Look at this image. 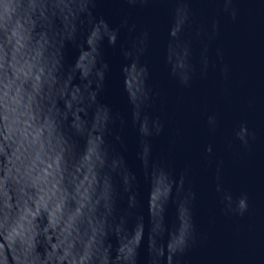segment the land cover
<instances>
[{
    "label": "water",
    "instance_id": "1",
    "mask_svg": "<svg viewBox=\"0 0 264 264\" xmlns=\"http://www.w3.org/2000/svg\"><path fill=\"white\" fill-rule=\"evenodd\" d=\"M0 264H264V0H0Z\"/></svg>",
    "mask_w": 264,
    "mask_h": 264
}]
</instances>
